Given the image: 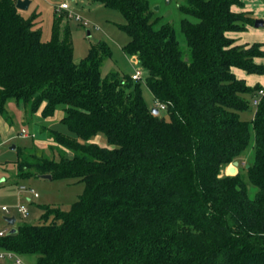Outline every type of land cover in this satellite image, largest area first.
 I'll return each mask as SVG.
<instances>
[{
  "label": "trees",
  "instance_id": "16d2710c",
  "mask_svg": "<svg viewBox=\"0 0 264 264\" xmlns=\"http://www.w3.org/2000/svg\"><path fill=\"white\" fill-rule=\"evenodd\" d=\"M86 1L123 14L124 50L156 106L142 78L103 77L113 55L106 42L76 63L59 10L44 41L39 14L26 18L16 0H0V115L10 123L11 100L26 123L62 106L68 130L42 128L58 159L17 147V178L85 183L70 210L44 206L39 223L0 237V250L37 264H264V96L250 122L240 116L264 87L234 72L264 75V50L228 36L256 20L232 10L241 0H183L178 31L150 0ZM251 148L248 183L220 176Z\"/></svg>",
  "mask_w": 264,
  "mask_h": 264
},
{
  "label": "rangeland",
  "instance_id": "374dc122",
  "mask_svg": "<svg viewBox=\"0 0 264 264\" xmlns=\"http://www.w3.org/2000/svg\"><path fill=\"white\" fill-rule=\"evenodd\" d=\"M85 1L86 0H31L32 5L29 10L21 11V14L26 18H29L32 14H39L37 25L42 31V39L44 41H49L52 36L56 11L60 10L63 3H68L71 7V11L60 10L58 11V16L61 19L62 33H64V30L70 29V39L74 50V61L79 63L86 57L92 46L100 42H106L110 46L113 55L103 63V77L113 71L132 76L137 68L141 69L143 71L142 94L147 105L154 108L156 104L153 94L145 82L146 75L144 70L138 66L124 50L125 45L129 41V36L122 30V26L126 23L125 17L119 11L104 8L89 10L87 5H83ZM261 1L264 3V0ZM150 2L155 9L159 7L160 16L166 21H173L179 31L181 14L178 7L183 0H150ZM77 16L82 17L83 20L78 21ZM262 20L264 21V19ZM158 108H160L159 105ZM7 110L11 117L10 123L5 117L0 115V229L9 228L5 220L7 215L1 210L2 206H9L11 208L10 215L16 216V225L20 223L37 224L44 214L42 209L44 206L58 207L63 211H68L72 204L79 199L85 189L84 182L67 179H43L42 177H32L19 180L17 178L16 167L13 164L18 158L17 151L11 149L13 146L28 149L38 148L51 157L59 158V154L53 153L50 149V144L46 134L42 132V128L51 127L65 133L68 132L66 126L61 122L64 116L63 107L60 106L56 114L50 119H44L41 115H36L30 123H26L23 108L18 105L15 100L9 101ZM255 112L256 107L252 105L251 111L240 114L241 119L250 122L254 118ZM23 130L27 131V135L22 134ZM95 140L101 146H108L106 138L103 135L97 136ZM252 152V148L246 150L236 160L239 162V166L236 168L235 174H239L240 178L247 183L248 177L244 167L250 162ZM231 168H233V164L228 167H223L220 176L232 175L230 174ZM23 185L34 188L39 193L40 197L28 203L26 200L27 197L19 191V187ZM19 202L27 203L29 206V216L27 219L22 218L18 211L14 209V206ZM36 260L37 257L35 255L26 256L22 258V263L36 264ZM1 262L16 264L15 258H5L1 260Z\"/></svg>",
  "mask_w": 264,
  "mask_h": 264
},
{
  "label": "crops",
  "instance_id": "0c3cea01",
  "mask_svg": "<svg viewBox=\"0 0 264 264\" xmlns=\"http://www.w3.org/2000/svg\"><path fill=\"white\" fill-rule=\"evenodd\" d=\"M243 2L242 6H234L232 10L235 13H247L249 16L255 20H262L264 19V3L261 0H241ZM87 2V1H85ZM83 2V5H87V3ZM32 5V4H31ZM87 8L89 10L96 9L95 7L91 5H87ZM97 10V9H96ZM247 29L243 32H231L228 33V36L232 39H234L237 44H254V43H261L263 45L264 50V29L263 26L257 28L254 26H247ZM133 61L136 63V59L132 58ZM257 62L259 64H264V59H258ZM139 69V68H137ZM235 74L239 79H244L247 81L249 86H255L257 84L264 87V75H248L244 72H241V70H234ZM23 134V131H22ZM23 135H27V131L25 130V133ZM3 250H0L2 252ZM31 256V255H26ZM26 256H20L21 260L23 257ZM2 264H6L0 261ZM37 264V260H36Z\"/></svg>",
  "mask_w": 264,
  "mask_h": 264
},
{
  "label": "built area",
  "instance_id": "2783aa9c",
  "mask_svg": "<svg viewBox=\"0 0 264 264\" xmlns=\"http://www.w3.org/2000/svg\"><path fill=\"white\" fill-rule=\"evenodd\" d=\"M60 10H64V11H71V7L68 3H63L61 5ZM59 10V11H60ZM77 20L78 21H82V17L77 16ZM143 77V71L141 69H137L135 71L134 74H132V78L133 80H139ZM264 96V88L259 90L257 96L254 98L253 100V105L257 106L261 100V98ZM161 109H164L165 106L164 105H159ZM25 133V131H23ZM19 191L21 194H24L27 198L26 200L28 201V203L32 202L33 200L38 199L39 193L32 187H27V186H20L19 187ZM14 209H16L18 211V213L22 216V218L27 219L29 216V206L27 203H22L19 202L16 206H14ZM2 212H5L7 217H12L11 214V208L9 206H2L1 207ZM16 217V216H14ZM7 222V221H6ZM16 224H17V218H16ZM16 227V225H15ZM12 227L9 226V228L7 229H0V237L7 235L8 233H10ZM5 258H15L16 260V264H23L22 260L20 258L19 255L15 254L14 252L11 251H2L0 252V261L4 260Z\"/></svg>",
  "mask_w": 264,
  "mask_h": 264
},
{
  "label": "water",
  "instance_id": "95a60500",
  "mask_svg": "<svg viewBox=\"0 0 264 264\" xmlns=\"http://www.w3.org/2000/svg\"><path fill=\"white\" fill-rule=\"evenodd\" d=\"M32 2L31 0H17L16 6L20 11H28ZM156 10H159V7L156 8ZM261 26H264V21L263 20H256L255 22V27L259 28ZM154 114H158L159 110L158 109H153ZM16 146H13L11 149L16 150ZM239 166V162L235 161L233 163V168L230 169V174L235 175L236 173V168ZM43 179H52L51 175H44L42 176ZM5 220L7 221L8 225L12 227L10 234H14L17 232V229L15 227L16 225V217H5Z\"/></svg>",
  "mask_w": 264,
  "mask_h": 264
}]
</instances>
